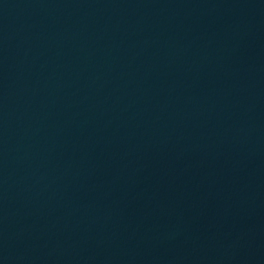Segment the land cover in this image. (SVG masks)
I'll list each match as a JSON object with an SVG mask.
<instances>
[{
	"label": "water",
	"instance_id": "obj_1",
	"mask_svg": "<svg viewBox=\"0 0 264 264\" xmlns=\"http://www.w3.org/2000/svg\"><path fill=\"white\" fill-rule=\"evenodd\" d=\"M0 264H264V0H0Z\"/></svg>",
	"mask_w": 264,
	"mask_h": 264
}]
</instances>
